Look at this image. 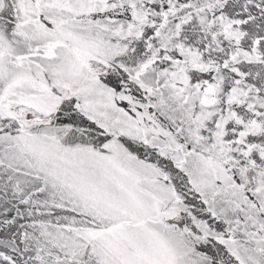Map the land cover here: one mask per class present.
Segmentation results:
<instances>
[{"label":"snow or ice","instance_id":"obj_1","mask_svg":"<svg viewBox=\"0 0 264 264\" xmlns=\"http://www.w3.org/2000/svg\"><path fill=\"white\" fill-rule=\"evenodd\" d=\"M0 264H264V0H0Z\"/></svg>","mask_w":264,"mask_h":264}]
</instances>
